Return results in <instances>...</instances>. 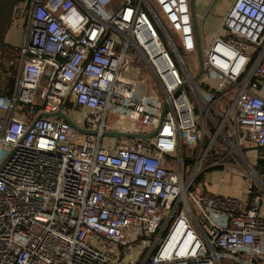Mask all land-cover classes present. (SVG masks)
Here are the masks:
<instances>
[{
    "label": "built area",
    "instance_id": "built-area-1",
    "mask_svg": "<svg viewBox=\"0 0 264 264\" xmlns=\"http://www.w3.org/2000/svg\"><path fill=\"white\" fill-rule=\"evenodd\" d=\"M117 1L16 6L26 37L10 61L14 92L0 94V264H264V178L243 156L246 146L264 158L253 149H264V0H234L216 34H200L205 88L200 63L192 75L185 61L198 55L190 0ZM131 46L162 104L156 92L144 104L127 98V85L140 86L121 75ZM70 101L92 111L86 127L97 133L59 116L36 120ZM111 111L119 126L108 124ZM126 119L159 129L104 144ZM207 133L187 159L185 142L201 145ZM229 155L254 181L240 194L204 176Z\"/></svg>",
    "mask_w": 264,
    "mask_h": 264
},
{
    "label": "rangeland",
    "instance_id": "rangeland-1",
    "mask_svg": "<svg viewBox=\"0 0 264 264\" xmlns=\"http://www.w3.org/2000/svg\"><path fill=\"white\" fill-rule=\"evenodd\" d=\"M117 2H120V0H118ZM211 15H213L214 19H216V23H215V26L214 27L212 26V28H210V29L206 27V29L204 30L205 35H211V32L214 31L216 28L218 30L219 27H217V26H218V23L220 22V19L222 18V17H220L221 14L219 13V10L217 11L216 8L214 10H211L208 13V15L206 17V21H208L210 19ZM206 26H208V22H206ZM216 31H214L213 34ZM212 36H207L206 39L209 40ZM126 61H127L126 67L122 71L121 75L125 79L127 77L138 78V81L142 83V84H140V86H137V87L135 85H132V86L127 85V89L131 92V94H129V95L126 93L127 98L134 103L144 104L147 101V96H150L153 92H156V96L159 99V103L162 104L163 103V95H164L163 91L160 88V85L154 79L146 61L144 60V58L142 57L140 52L136 48L131 46L127 51ZM185 61H186V64L191 69L192 75H195V71L196 70L198 71V68H199V57H198V55L195 57H192V55L187 56V57H185ZM126 70H128V72H126ZM206 79H207V75L205 73V74L201 75V77L199 79H197V83L199 85H201L203 88H205L206 85L204 83H205ZM126 83H129V82H126ZM125 89L126 88H123L124 91H125ZM137 92H138V94H141V96L137 95ZM204 95L206 96V98L210 97V94H208V93H205ZM228 95H229V97H232V98L234 97L233 92L229 93ZM220 104L222 107L225 106L224 103H220ZM119 121H120V115L114 114L111 111L109 113V117H108V124L114 125L116 127V126H119ZM125 122L127 124H130L126 127L127 131H150V130H152V126L144 124V123L137 121V120L126 119ZM118 138H119V136H113V135L105 134L103 137V143L104 144L108 143L109 145H114V143L117 141ZM122 138L128 139V140L131 139L128 137H122ZM209 141H210V135L207 133V135L204 136L203 142L201 145L197 142H192V143L191 142H185L184 154H185L186 158L190 159V158L197 156L196 154L199 151L202 152V150L205 149V147L207 146V143ZM251 151H249L248 148L245 146L243 148V156L245 157V159L248 162L255 165L257 172H259L258 173L259 176L261 178H264V173L262 172L261 169H259V167H257L256 159L254 157H252V155L255 156V152L254 151L251 152ZM209 162H210V160L206 159L205 163H204L205 166L208 165ZM193 166H194V161L188 163L189 171H191L193 169ZM245 167H247V165L244 164L243 160L238 155H229L222 162L221 169H220L222 172H220V173H221L222 177L225 176L223 179L224 183L231 186L230 190L232 192L237 191L238 194L243 193L244 188L247 185H251L254 182L253 179L244 170ZM212 170L213 169H210V168L206 169L204 171L205 177H208L212 174H215V172L212 173ZM263 207H264V202H263ZM91 245L98 246L99 243L95 242V241H91Z\"/></svg>",
    "mask_w": 264,
    "mask_h": 264
},
{
    "label": "crops",
    "instance_id": "crops-1",
    "mask_svg": "<svg viewBox=\"0 0 264 264\" xmlns=\"http://www.w3.org/2000/svg\"><path fill=\"white\" fill-rule=\"evenodd\" d=\"M18 2L19 0H0V94L4 93V91H7L10 86L9 83L11 75H9V71L16 73L18 71V64L15 63L14 65H11L10 61L11 59L18 56V48L23 44V41L26 37L25 29L22 28L21 25H18L14 20L15 9ZM233 2L234 0H195L200 34L205 37L215 35L218 31L217 28L214 30H217L214 34V31L211 32V35H205L204 33L206 27L210 29L212 26L214 27L216 23V19H214L213 15H211L210 19H207L208 21H206L208 13L216 8V10H219V13L221 14L220 17L223 18V16L230 9ZM221 19L217 27L220 26ZM205 21L208 22V26H206ZM126 72H128V70H126ZM122 78L123 80L131 79L136 81L139 85L142 84L138 81V78L127 77L125 79L123 76ZM64 111L79 124L85 127H92L90 121V115H92V111L89 108L84 107L75 101H70L65 105ZM4 114L5 111L0 108V115ZM210 169H213L212 173L215 172V174L205 178H207V180H217V185L214 187V190L218 192H224V190L230 185L224 183L223 179L225 176L222 177L220 173L222 172L220 170L221 165L212 167Z\"/></svg>",
    "mask_w": 264,
    "mask_h": 264
},
{
    "label": "water",
    "instance_id": "water-1",
    "mask_svg": "<svg viewBox=\"0 0 264 264\" xmlns=\"http://www.w3.org/2000/svg\"><path fill=\"white\" fill-rule=\"evenodd\" d=\"M190 7H191V14H192L193 26H194V30H195L196 43H197V53H198L199 63H200V69H199L197 75L195 76V79H199L201 77V75L203 74V71H204V60H203L202 46H201V40H200V28L198 25L197 14H196L195 0H190ZM166 107H167V102H165L162 106L161 119H160L159 125L161 124V122L163 120ZM42 116H49V117L59 116L62 119L71 123L80 132L87 133V134L97 133V131L95 129H90V128L84 127L81 124H79L70 115H68L63 110V108H61L60 110L55 111V112H41L37 115L36 120ZM230 119H232V117ZM158 129H159V127H156L148 133L107 130V131H105V134L113 135V136H119V137H128L131 139H142V140L148 141L150 137L154 136L157 133ZM225 130L230 133V129H229L228 125L225 126ZM253 149L256 150L257 153H260L262 146L258 145V146H255ZM6 159H7V157H5L2 160L0 167L6 161Z\"/></svg>",
    "mask_w": 264,
    "mask_h": 264
},
{
    "label": "trees",
    "instance_id": "trees-1",
    "mask_svg": "<svg viewBox=\"0 0 264 264\" xmlns=\"http://www.w3.org/2000/svg\"><path fill=\"white\" fill-rule=\"evenodd\" d=\"M9 88L7 89V91H4V93H9L12 94L14 92L15 89V85H16V72L15 75L10 77V83H9ZM261 152H264V149H261ZM257 167H259V169L262 170V172L264 173V159H260V162L257 163ZM259 173V172H258Z\"/></svg>",
    "mask_w": 264,
    "mask_h": 264
},
{
    "label": "flooded vegetation",
    "instance_id": "flooded-vegetation-1",
    "mask_svg": "<svg viewBox=\"0 0 264 264\" xmlns=\"http://www.w3.org/2000/svg\"><path fill=\"white\" fill-rule=\"evenodd\" d=\"M260 159H264V158H258V160H257V163H259V162H260Z\"/></svg>",
    "mask_w": 264,
    "mask_h": 264
}]
</instances>
